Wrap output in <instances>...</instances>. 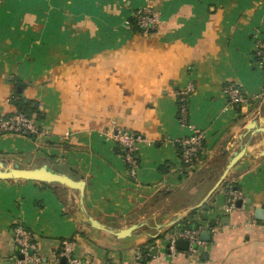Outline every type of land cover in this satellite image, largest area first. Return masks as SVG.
I'll list each match as a JSON object with an SVG mask.
<instances>
[{
  "label": "crops",
  "instance_id": "obj_1",
  "mask_svg": "<svg viewBox=\"0 0 264 264\" xmlns=\"http://www.w3.org/2000/svg\"><path fill=\"white\" fill-rule=\"evenodd\" d=\"M142 7L160 16L153 32L130 24ZM261 40L264 0H0V115L19 111L12 99L21 93L38 104L40 117L31 118L42 130L0 135V157L23 167L47 162L84 179L87 212L108 226L145 223L118 238L86 221L76 189L0 179V264H22L20 223L44 264H65L67 239L89 264H264V220L254 214L264 206V133H256L264 127V96L256 97L264 87L255 56ZM230 83L246 103L229 101ZM189 85V122L205 139L186 167L176 140L190 132L178 105ZM120 129L144 138L132 178L114 138ZM243 145L247 155L226 178L243 196L229 209V186L221 184L205 202L209 210L193 209L195 230L202 239L210 229V240L194 253L177 243L172 250L173 235L187 229L179 222Z\"/></svg>",
  "mask_w": 264,
  "mask_h": 264
},
{
  "label": "built area",
  "instance_id": "obj_2",
  "mask_svg": "<svg viewBox=\"0 0 264 264\" xmlns=\"http://www.w3.org/2000/svg\"><path fill=\"white\" fill-rule=\"evenodd\" d=\"M134 16L137 19V25L144 33H148L160 22L159 14L150 7L139 8L134 13ZM255 56L258 58V62L264 69V40L258 42ZM192 90L193 85L186 87L182 93V104L179 107V122L182 125L187 126L190 132L186 136L176 140V143L179 144L181 149V162L186 167L191 166L196 161L203 149L205 139V132L189 122V111L186 99ZM226 92L228 94L229 101L232 104H242L247 102V97L242 92L241 88L234 83H230L226 86ZM262 96H264V87L256 97ZM41 133V127L23 111H18L11 115H0V135L35 134L38 136ZM114 138L124 151L123 158L129 166L130 175L135 176L139 166L138 143L144 140V138L139 134L121 129L115 132ZM242 194L243 193L237 187H233L232 185L229 186L227 191L229 209L234 206L237 199L243 196ZM14 233L19 253L24 256L23 259L19 260L20 263L44 264L41 257L37 254V252H35L36 245L33 243L31 231L24 224L20 223L15 226ZM180 238L188 240L189 246L187 250L191 253L196 252L198 246L204 243L197 230L187 228L173 235L170 241V248L172 250L176 249V241ZM74 250L75 243L73 240L67 239L63 242L60 256L66 258L65 264H89L87 260L75 256Z\"/></svg>",
  "mask_w": 264,
  "mask_h": 264
},
{
  "label": "water",
  "instance_id": "obj_3",
  "mask_svg": "<svg viewBox=\"0 0 264 264\" xmlns=\"http://www.w3.org/2000/svg\"><path fill=\"white\" fill-rule=\"evenodd\" d=\"M19 90H21V88H19ZM23 112H24V109H23ZM255 122L256 120H253L252 122L248 123L247 129H251L254 126ZM260 132L264 133V127H260L256 133H260ZM246 155H247L246 145H243L239 150L233 152L223 173L221 174L219 179L216 181L212 189L209 191L206 198L199 205L192 207L191 210L199 209L202 207L204 208L205 211L209 210L208 205L205 204L207 198L216 189H218L221 186V184L227 178L229 171L238 163L239 160H241ZM0 179H4V180L24 179V180L38 181V182H44V183H58V184H63L70 188L76 189L80 193V201L82 205L81 211L84 214L86 221L91 226L101 229V230H105L109 233H112L118 238H123V237L132 235L139 227L145 224L144 222H136L126 228H117V227L108 226L102 223L100 220L90 215L84 206L86 181L84 179L75 178L71 174L62 172L58 167H53L47 162L43 163L40 166H36V167H23L18 161H14L12 165H9V162L6 158L0 157ZM254 214L256 218L260 220H264V206L256 207L254 210ZM208 217H209L208 213H203L201 215V218L204 221H207ZM224 218L229 220V215H226ZM216 222L217 220L215 218H212L209 220L210 225H215ZM198 227H199V222L191 225V229L193 230L197 229ZM200 235L203 240H210L211 230L210 229L203 230L201 231ZM176 243H177V247L180 249H187L189 246V242L187 239H182V238L177 239ZM19 258L23 259L24 256L22 254H19ZM62 262L66 263L65 257H62Z\"/></svg>",
  "mask_w": 264,
  "mask_h": 264
},
{
  "label": "trees",
  "instance_id": "obj_4",
  "mask_svg": "<svg viewBox=\"0 0 264 264\" xmlns=\"http://www.w3.org/2000/svg\"><path fill=\"white\" fill-rule=\"evenodd\" d=\"M130 24H131L132 28L135 31L144 33L143 30L137 25V19H136V17L134 15L130 18ZM154 29L155 28H153L149 32H153ZM21 95H22L21 93L15 94V98L12 99L13 104L16 105V107L18 108V110L19 111H23V109H24L25 114H27L30 117L31 116H35V118L40 117V110L38 108V104L35 103L32 100H29V99H27L25 97H22ZM16 96H18V97H16ZM182 96L183 95L181 93L180 96L178 97V105H179V107L182 104ZM34 103H35V105H33ZM235 105H238V104L236 103ZM29 136L36 137L35 134H30ZM118 147H119L120 152H121V154L123 156L124 151H123V149H122V147L120 146L119 143H118ZM126 166H127V171L129 173V166H128L127 163H126ZM129 176H130V178H132L131 175H129ZM41 183L42 184H46L44 182H41ZM229 184H230L229 180L228 179H225L224 182L222 183V186L221 187H227V186H229ZM232 185H234V187H235V184H232ZM195 216H197V210L191 211L188 216H186L184 219H182L179 222V224L177 225V227H180V229L181 228L182 229H185V228H190L191 229V225H193L194 223H198V220L195 219ZM141 250L143 251V254H145V255L146 254L148 255L150 253L149 246H147V245L146 246H142L141 247ZM104 264H113V263L111 261L107 260Z\"/></svg>",
  "mask_w": 264,
  "mask_h": 264
}]
</instances>
